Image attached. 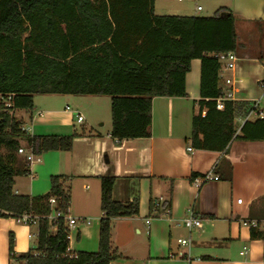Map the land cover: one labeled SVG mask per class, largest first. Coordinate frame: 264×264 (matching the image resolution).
<instances>
[{"label":"trees","instance_id":"16d2710c","mask_svg":"<svg viewBox=\"0 0 264 264\" xmlns=\"http://www.w3.org/2000/svg\"><path fill=\"white\" fill-rule=\"evenodd\" d=\"M154 5L155 0H0V151L5 150V155L0 152V218L37 217L35 247L28 252L16 255L10 234L11 264H110L121 259L111 244L112 219L139 213L137 200L112 199L115 178H101L98 250L71 254L63 219L71 178L51 176L49 191L37 197L13 193L20 173L14 167L20 140L36 157L70 151L73 140L85 135L82 128L66 136L23 133L14 112H30L34 96H107L111 137L149 138L152 99L187 97L185 76L197 59L200 101L199 113L192 118V147L226 154L232 141H264V118L245 121L239 131L235 127L237 117L254 111L253 104L225 101L222 111L216 109L224 91L214 55L238 49L231 11L223 9L211 17L158 16ZM8 98L10 109L4 106ZM168 206L162 204L164 210ZM157 209L151 202L150 213ZM55 213L60 217L50 221ZM250 236L260 240L263 233L252 229Z\"/></svg>","mask_w":264,"mask_h":264},{"label":"crops","instance_id":"0c3cea01","mask_svg":"<svg viewBox=\"0 0 264 264\" xmlns=\"http://www.w3.org/2000/svg\"><path fill=\"white\" fill-rule=\"evenodd\" d=\"M234 2L236 8L230 11L235 17L236 62L231 70L219 72V84L224 92H231L227 101L257 104L256 112L264 118L258 109L264 97L259 85L264 82V0ZM197 7L165 8L173 11L170 16L196 17ZM199 87L200 60L196 59L185 76L187 97L153 98L151 136L123 141L111 137V124L105 130L101 129L104 123L94 126L87 108L100 102L93 99L98 96H34L30 112H14L26 135L66 136L81 128L85 135L73 140L70 151L45 152L30 163L24 154L16 153L14 167L20 173L14 178L13 193L37 197L49 191L51 176L71 178L67 216L78 221L69 233L71 254L97 252L103 217L100 180L113 177L112 199L137 200L139 213L112 219L111 244L121 259L110 264H264V229H253L263 233L262 239L253 240L251 229L242 224L264 221V141H232L226 154L194 149L190 136L192 118L199 113ZM106 102L110 107V98ZM256 112L237 117V130L251 115L261 119ZM76 115L83 118L81 123ZM20 148L29 151L23 139ZM0 152L5 155L4 149ZM25 168L27 172L21 174ZM192 174L197 177L191 181ZM207 174L218 179L196 183ZM151 202L159 204L154 214ZM164 203L169 205L165 210ZM188 211L204 221L201 231L185 229ZM10 234L14 253H26L35 247L37 224L0 218V264H11ZM178 239H189L190 245L182 247Z\"/></svg>","mask_w":264,"mask_h":264},{"label":"built area","instance_id":"2783aa9c","mask_svg":"<svg viewBox=\"0 0 264 264\" xmlns=\"http://www.w3.org/2000/svg\"><path fill=\"white\" fill-rule=\"evenodd\" d=\"M180 1V0H178ZM201 7H197V11H200ZM219 64H220V71L223 70H231L236 62V55L234 52H227V53H220V54H215L214 55ZM224 83L226 85H231V81L230 80H225ZM260 88L261 90L264 92V82H259ZM231 99V92H224V95L217 98L216 99V109L219 111H222L224 108V102L227 100ZM4 106L7 109H10L12 107L10 98H8L5 102H4ZM68 110V108H66ZM257 110V104L254 105V112H256ZM257 116L260 118L262 117V113L261 112H256ZM205 112L201 113V116L204 117ZM76 121L77 123H81L83 121V118L80 115H76ZM21 131L23 133H25V129L23 128V126L21 127ZM18 154H24L25 155V160L30 163L32 161H34L36 159L35 156L32 155V153L29 151H25L22 148H19L17 150ZM218 178L216 176H212L211 174H207L203 177L197 178L195 181L198 184L204 183L206 181H211V180H217ZM50 204L54 205V199H51ZM238 204H241V199L237 200ZM158 203H155V207H158ZM60 217L59 213H55L53 216L49 217V220L52 221L56 218ZM65 221V226H66V230H67V239L69 241V233L70 230L72 228L75 227V225L77 224V219L65 216L64 218ZM19 222L25 224V225H34L37 224V217H33L27 214L22 215V217L19 219ZM243 226L248 227L249 229H264V221L262 222H257V221H243ZM183 225L185 227V229L191 233L193 231H201L203 229V225H204V221L201 219H197L191 211H188L186 217L183 219ZM177 243L182 246V247H188L190 245V240L189 239H178Z\"/></svg>","mask_w":264,"mask_h":264},{"label":"rangeland","instance_id":"374dc122","mask_svg":"<svg viewBox=\"0 0 264 264\" xmlns=\"http://www.w3.org/2000/svg\"><path fill=\"white\" fill-rule=\"evenodd\" d=\"M236 2V1H235ZM235 2L234 0H182V2H178V0H156V12L155 14L158 16H170L173 14V11H166V6H170L173 9H178L181 6L189 5L190 7L199 6L201 7V11H196V17H211L220 10H235ZM98 104H92L91 107L87 108V113L92 116L93 124L96 127V124L104 123L102 130L110 127L111 124V115H110V107L107 105V101L109 97L101 96ZM1 101V100H0ZM104 101V103H103ZM258 109L264 112V97L260 99ZM254 117L250 116V121H254ZM239 123H237V128H239ZM34 242V240H32ZM13 264V263H12Z\"/></svg>","mask_w":264,"mask_h":264},{"label":"water","instance_id":"95a60500","mask_svg":"<svg viewBox=\"0 0 264 264\" xmlns=\"http://www.w3.org/2000/svg\"><path fill=\"white\" fill-rule=\"evenodd\" d=\"M222 15L224 16V15H227V14H222Z\"/></svg>","mask_w":264,"mask_h":264}]
</instances>
